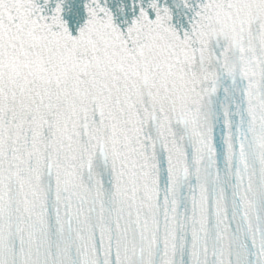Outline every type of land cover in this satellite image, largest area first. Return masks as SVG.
<instances>
[{"label": "snow or ice", "instance_id": "snow-or-ice-1", "mask_svg": "<svg viewBox=\"0 0 264 264\" xmlns=\"http://www.w3.org/2000/svg\"><path fill=\"white\" fill-rule=\"evenodd\" d=\"M66 2L0 0V264H264V0Z\"/></svg>", "mask_w": 264, "mask_h": 264}]
</instances>
